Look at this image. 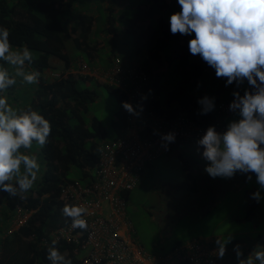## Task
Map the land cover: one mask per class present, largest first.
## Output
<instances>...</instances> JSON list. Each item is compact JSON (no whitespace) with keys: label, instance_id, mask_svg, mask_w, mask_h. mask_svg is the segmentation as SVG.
<instances>
[{"label":"trees","instance_id":"obj_1","mask_svg":"<svg viewBox=\"0 0 264 264\" xmlns=\"http://www.w3.org/2000/svg\"><path fill=\"white\" fill-rule=\"evenodd\" d=\"M106 3L104 9L102 5ZM114 4L115 0H0V26L10 30L9 39L14 47L26 45L32 51L34 61L27 70L40 72L39 83L31 85L33 91L24 96L20 108L40 111L52 125L49 143L38 152L43 172L26 194L27 198L9 197L0 192V225L2 220L10 219L7 228L0 226V264H50L46 259L47 248L52 242L49 234L71 221L62 213V187L74 181L87 183L96 167L99 147L105 141L115 140L126 127L124 112L109 122L112 135L102 128L96 117L88 118L89 105L94 103L97 94L85 84L103 88L121 105L125 102L123 95L91 77L69 73L71 69L79 70L81 64L103 69L95 63L97 60L90 59L91 52L96 50L91 44L93 41L88 39L94 24L97 25L94 35L104 34L103 38L108 36L114 45L109 52V66L114 58L131 65L135 56L146 54L148 62L142 67L152 79L147 92L158 98L148 101L145 106L157 113L176 107L196 123L208 124L217 117L219 104L232 101L233 91L243 95L249 87L246 81L240 88L235 84L225 87L224 79L216 78L212 68L199 56L189 53L188 40L193 36L170 33L169 17L180 10L176 0H127L118 16L114 14ZM120 26L123 27L120 34L128 43L129 62L118 56L115 47L118 46L115 42ZM83 53L90 62L80 59ZM149 62L162 63L164 72L152 73ZM52 74L59 76L56 78ZM167 75L173 77L170 82L174 86L163 92ZM25 86L17 78V84L9 92ZM204 96L214 98L215 108L207 115H198L197 100ZM224 124L227 126L225 120ZM180 160L184 180L175 185L174 190L195 194V179L189 172L194 163L182 157ZM72 168L76 170L77 179L68 176ZM148 168L151 166L145 171ZM19 210L22 214L32 213L22 226L10 231ZM45 241L49 245H44ZM183 245L173 246L171 252ZM56 247L72 260V264L77 262L72 247L58 244ZM175 264L191 263L180 261ZM212 264L220 263L215 257Z\"/></svg>","mask_w":264,"mask_h":264},{"label":"clouds","instance_id":"obj_2","mask_svg":"<svg viewBox=\"0 0 264 264\" xmlns=\"http://www.w3.org/2000/svg\"><path fill=\"white\" fill-rule=\"evenodd\" d=\"M176 2L180 10L169 17L170 33L193 36L188 40L189 53L212 68L216 78L224 79L225 87L235 84L240 88L245 81L249 86L243 95L232 93L229 111L238 119L230 121L223 132L209 126L196 141L197 152L207 162L204 172L212 179L225 180L245 175L246 183L254 175L259 188L250 198L259 204L264 199V0ZM9 37L10 30L0 26V192L26 199L41 172L38 153L32 150L45 148L52 125L40 111L9 103L7 92L17 84V78L27 85L38 84L40 78L39 71L27 70L34 61L32 51L26 45L14 47ZM197 104L198 115H207L215 108L214 98L207 96L198 99ZM122 107L137 117L143 111L141 105H137V111L127 102ZM175 137L174 132L161 135V147L167 151ZM88 211L83 205L66 204L62 208L71 226L81 230L88 227ZM230 242L231 237L216 240L218 258H224ZM57 243L53 240L48 246L46 259L50 264H72L60 253ZM233 250L237 264H264V245L256 246L246 259H241L239 245Z\"/></svg>","mask_w":264,"mask_h":264},{"label":"built area","instance_id":"obj_3","mask_svg":"<svg viewBox=\"0 0 264 264\" xmlns=\"http://www.w3.org/2000/svg\"><path fill=\"white\" fill-rule=\"evenodd\" d=\"M69 73L91 77L113 87L124 96L125 102L137 111V105H141L143 111L139 117L123 111L126 127L115 140L105 141L99 147L98 161L87 183L74 181L62 187L64 205L88 208L85 216L87 229L73 228L70 221L52 231L49 234L51 240H56L58 245L72 247L77 256L75 264H175L180 261L212 264L216 252L207 241L188 242L164 257L144 252L127 218L125 195L137 186L143 171L167 156L172 146L196 142L209 126H215L218 132L225 131L224 118L231 114L230 103L219 104L217 117L210 123L198 124L176 107L157 113L145 106L148 101L157 100L158 96L152 92L148 94L151 74L142 66L126 65L119 58H114L108 68H90L81 64L79 70L71 69ZM52 76L58 78L59 75ZM142 96L147 98L142 100ZM169 132L176 134L175 142L168 144L165 151L160 137ZM31 213L22 214L19 210L10 231L22 226ZM44 245L49 243L45 241Z\"/></svg>","mask_w":264,"mask_h":264},{"label":"rangeland","instance_id":"obj_4","mask_svg":"<svg viewBox=\"0 0 264 264\" xmlns=\"http://www.w3.org/2000/svg\"><path fill=\"white\" fill-rule=\"evenodd\" d=\"M126 3L127 0H115V4L113 5L115 16L119 15L120 10L124 5H126ZM102 7L105 9L107 7V3L102 5ZM93 14L95 13L93 12ZM96 27L97 25L94 24L88 38L89 42L93 41L91 44L96 46V50L91 52L90 59L91 61L97 60L95 62L97 66L107 68L111 57L109 52L112 46V41L108 36L103 38L104 34H100V37H96L94 35V32L97 31ZM103 28H105V26ZM121 32H123V27H117L118 40L115 42V45L118 44V46L115 47H117L118 56H120L121 59L128 61L129 47L124 35L120 34ZM112 48H114V45ZM80 56V59L90 62V59L84 53ZM146 61V54H142L135 56L131 61V64L144 66L143 63ZM148 64L150 65L152 73L164 72L165 70L162 63L157 64L155 62H149ZM172 78L173 77H171V75L166 76L163 92L174 86L173 82H170L172 81ZM245 84L247 85V82H245ZM85 86L95 90L97 94L94 103L89 105L90 112L88 118L96 117L100 121L102 128L112 135V132L109 129V122L115 115L122 113L125 109L121 104H119L114 96L108 94L103 88H97L91 83H86ZM32 91V86L27 84L23 89L15 88V90L12 89L10 92L8 91L7 95L9 97V103L14 107L20 108L19 104L24 99V96L26 97V95ZM236 119H238V117L233 113L224 118L227 125L230 121ZM32 151L34 153L39 152V150L35 147ZM202 151L203 149H200V152ZM180 157L188 160L191 159L189 161L198 163L199 165L196 167H199L202 170H204L207 163L197 152L196 142L176 144L171 147L167 156L161 157L157 162L151 165V168L141 174V178L139 179L137 186L128 194L127 197V218L133 227L134 237L142 246L144 252L148 253V255L164 257L171 252V248L177 243L185 244L186 242L188 243V241L199 242L203 240L197 238H213V236H209L210 232H208L212 227L213 221L222 218V215L225 214L223 211L225 210L227 213H230V215L227 216L230 218L232 214L229 212V208L227 207H233L235 204H241L242 202L243 194L241 190L233 195L230 202L226 200V203L222 207L210 210L211 216L209 218L206 217V220H204L205 218L203 220L202 218L196 219V209L187 208V206L182 203V195L175 193L176 191L174 190L175 185L184 180V173L182 169L183 162L180 160ZM38 159L39 162L42 163L39 156ZM42 172L43 167H41L40 176ZM68 176L72 179L78 178L74 168L71 169ZM217 179L221 180V178ZM253 182L254 181L247 182L249 189L252 185L259 188V185L257 183L252 184ZM261 195L264 196V191H261ZM179 198H181V201ZM186 202L187 201H184V203ZM233 210L236 211L237 207L235 206ZM9 223L10 219L6 221L2 220L0 226L4 228L8 226ZM262 225L264 226V222ZM239 226L241 225L231 224L222 228L221 231L218 232H230V227L234 229H241ZM195 237L197 241L193 240ZM236 237L237 235L232 236V239Z\"/></svg>","mask_w":264,"mask_h":264},{"label":"crops","instance_id":"obj_5","mask_svg":"<svg viewBox=\"0 0 264 264\" xmlns=\"http://www.w3.org/2000/svg\"><path fill=\"white\" fill-rule=\"evenodd\" d=\"M49 75H51L50 72ZM198 165V163H194V166H191L189 171L195 179L196 193L190 195L183 191L175 192L182 195V203L185 204L187 208L196 209V219L202 218L203 220L205 218L204 220H206V217L209 218L211 216L210 210L222 207L226 203V200L230 202L233 198V195L242 190L243 196L241 204L238 203L234 206L232 205L233 207H227L229 208V212L232 214L231 217H227L230 215V213H227L225 210L223 211L225 214L222 215V218L213 221L212 227L210 228V231H208L210 232L209 236H213V238H197L203 239L202 241H207L210 243V247L214 249L213 252H217L216 240H224L227 237H231V242L226 245V254L224 258H218L216 253L215 257L220 264H237L236 253L233 250L235 245L240 246V250L243 253L241 259H246L256 246L264 245V226L262 225L264 222V199H262L258 204L249 198L250 194L258 190V188H256L255 185H252V187L249 189L247 183L245 182V175L237 174L230 180H219L217 178L212 179L204 172V170L196 167ZM251 181H254L252 184H256L254 175ZM262 197L264 196L262 195ZM179 199L181 201V198ZM184 201L187 202L184 203ZM235 206L237 207L236 211L233 210ZM231 224L241 225L239 226L241 229H234L230 227V232H218L221 231L222 228ZM235 235H237V237L232 239V236ZM193 240H196V237L193 238ZM179 244L181 243L176 245Z\"/></svg>","mask_w":264,"mask_h":264}]
</instances>
